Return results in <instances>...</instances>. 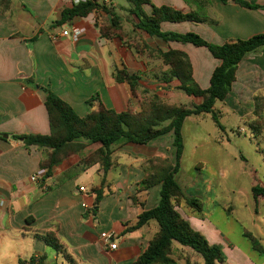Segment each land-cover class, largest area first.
<instances>
[{"label": "crops", "instance_id": "0c3cea01", "mask_svg": "<svg viewBox=\"0 0 264 264\" xmlns=\"http://www.w3.org/2000/svg\"><path fill=\"white\" fill-rule=\"evenodd\" d=\"M97 1L121 16L126 43L132 44L129 37L136 38V43L149 51L139 55L119 38H103L99 26L111 22L105 12L64 16L76 0H12L9 10H0V264H18L19 259L41 255H46V264H71L45 243L47 233L55 234L77 264H133L159 229L158 223L150 220L137 230H129L137 224L139 215L154 208L159 200L160 186L143 189L142 180L150 163L162 159L175 164L173 134L146 145L114 144L112 166L106 174L99 164L82 165V160L99 145L81 140L84 147L80 151L58 162L49 177L33 182L31 177L40 171L50 150L28 147L17 137L50 134L47 91L69 104L80 117L90 112L87 101L95 95L107 109L120 113L131 106L138 111V99L128 84L116 80L117 70L138 74L139 91L157 93L166 102L176 104L172 100L178 97L180 83L165 80L169 67L159 53L184 52L191 62L194 80L202 89L209 88L213 71L220 65L206 47L165 42L135 29L137 20L129 14L128 0L129 6L123 5V0ZM149 1L143 6L148 15L151 5L167 6L201 19L163 22L161 30L165 33H195L216 45L264 33V8H246L237 0ZM243 1L264 6V0ZM75 29L83 30L78 40L72 36ZM67 30L69 35L63 36ZM192 98L196 104L202 101ZM256 98L264 103V47L239 63L236 81L225 100L217 101L220 108L214 106V110L220 113L226 109L227 114L247 119L253 113L247 107ZM193 116L183 124L184 152L186 126L200 125L198 120L205 118L204 114L195 116V120ZM97 189H103V197L97 212L92 213ZM182 214L202 234L211 233L210 243L225 251L229 240L216 229L208 232L212 224L203 214ZM105 231L116 234L117 250L111 251L102 243L100 234ZM189 249L174 242L170 255L173 264H204L198 253ZM235 260L250 264L241 256H235Z\"/></svg>", "mask_w": 264, "mask_h": 264}, {"label": "trees", "instance_id": "16d2710c", "mask_svg": "<svg viewBox=\"0 0 264 264\" xmlns=\"http://www.w3.org/2000/svg\"><path fill=\"white\" fill-rule=\"evenodd\" d=\"M228 1L222 0L224 3ZM128 2L131 5L129 14L137 20L134 24L135 29L165 42L176 41L184 44L190 43L196 47H206L212 56L220 61V65L213 71L209 88L202 89L194 80L191 62L184 52L170 50L159 53L163 64L169 67L165 80H178L180 83L178 90L188 96L201 98V103L190 107L170 104L157 93H150L148 90L139 91L141 77L122 69L116 71L115 78L118 82L130 86L133 97L139 101L140 110L136 111L129 106L125 111L118 113L104 107L99 95H95L87 101L90 112L85 117H80L69 104L51 91H47L45 107L49 117L50 134L23 135L17 138L22 139L28 147L37 146L50 150L47 158L40 165V170L44 171L43 178L51 175L58 162L80 151L84 147L81 140L99 145L97 150L82 160V165L89 167L99 164L106 174L112 166L111 147L114 144L146 145L171 132L175 148V164L162 159L150 163L142 180V188L160 186L159 200L154 208L143 211L138 217L137 224L129 230H137L150 220H155L159 229L150 240L146 250L133 264H173L174 261L170 255L174 242L200 254L204 264H222L226 261L222 247L210 243L206 236L196 230L182 214L184 213L183 203L194 211H201L200 202L197 199H188L176 179L184 152L182 128L185 120L190 116L211 114L216 125L223 129L218 114L214 110L215 103L224 101L227 97L236 81L239 63L248 54L264 47V33L246 40H234L216 45L207 42L195 33L176 34L165 33L161 30L163 22L201 21L195 14H185L167 6L151 5L152 12L148 15L143 6L150 4L149 0H128ZM11 3L12 0H0V10L6 12ZM237 3L246 8H264V6L251 5L243 0H237ZM99 12H105L111 17L108 25L99 26L103 38H119L139 55L149 51L148 47L139 43H126L121 16L114 9L100 4L97 0H86L75 4L73 8L65 10L63 15L86 17L91 13ZM255 130L257 134H262L263 128L257 127ZM95 193L94 207L90 210L92 213L98 210L103 197V189H97ZM252 193L256 203L264 199V183L254 185ZM244 234L255 250L263 252V247L257 237L249 232ZM43 240L71 264H77L66 253L64 246L54 233H47ZM46 258V255L32 256L28 259H19L18 264H46Z\"/></svg>", "mask_w": 264, "mask_h": 264}, {"label": "rangeland", "instance_id": "374dc122", "mask_svg": "<svg viewBox=\"0 0 264 264\" xmlns=\"http://www.w3.org/2000/svg\"><path fill=\"white\" fill-rule=\"evenodd\" d=\"M121 3L129 6L127 0ZM129 38L136 43V38ZM177 93L172 102L188 107L196 104L183 91ZM220 105L217 102L215 107L219 109ZM247 108L253 110L247 119L227 114L226 109L220 113L215 110L223 129L210 114H204L203 121L198 120L200 125L188 124L185 152L176 175L185 196L201 204V211L197 212L183 203V211L203 214L212 224L208 232L216 229L229 240L223 251L229 262L222 264H238L235 256L249 259L250 264H264V199L256 203L252 193L254 185L264 183V103L256 98ZM257 127L263 128L261 135L255 132ZM241 128L244 132L239 131ZM245 232L258 238L263 252L252 247ZM206 234L213 242L211 233Z\"/></svg>", "mask_w": 264, "mask_h": 264}, {"label": "built area", "instance_id": "2783aa9c", "mask_svg": "<svg viewBox=\"0 0 264 264\" xmlns=\"http://www.w3.org/2000/svg\"><path fill=\"white\" fill-rule=\"evenodd\" d=\"M86 0H76V3H80V2H85ZM83 32L82 29H75L74 32L72 33V36L74 38V40H78L79 36L81 35V33ZM63 36H67L69 35V31H64L63 33ZM240 132H244V129L241 128L239 130ZM44 174V171H39L37 174H34L32 177H31V180L33 182H38L40 181V179L42 178ZM80 191H85V188L84 187H80L79 189ZM84 208L87 207L86 204H83L82 205ZM100 239L102 241V243L107 246L111 251H115L118 249V243H117V236L114 232H111V231H105V232H102L100 234Z\"/></svg>", "mask_w": 264, "mask_h": 264}]
</instances>
